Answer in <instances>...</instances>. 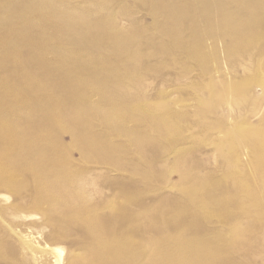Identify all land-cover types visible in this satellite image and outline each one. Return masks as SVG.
I'll list each match as a JSON object with an SVG mask.
<instances>
[{
  "label": "rangeland",
  "instance_id": "374dc122",
  "mask_svg": "<svg viewBox=\"0 0 264 264\" xmlns=\"http://www.w3.org/2000/svg\"><path fill=\"white\" fill-rule=\"evenodd\" d=\"M8 1L0 264H264V0Z\"/></svg>",
  "mask_w": 264,
  "mask_h": 264
},
{
  "label": "bare ground",
  "instance_id": "6f19581e",
  "mask_svg": "<svg viewBox=\"0 0 264 264\" xmlns=\"http://www.w3.org/2000/svg\"><path fill=\"white\" fill-rule=\"evenodd\" d=\"M11 3H13L12 2V0H10V1H8L7 2V6H8V8L10 9L11 7ZM249 3V2H248ZM54 5H56V4H53V6ZM52 6V5H51ZM46 10V9H45ZM52 12H53V10H52ZM51 14V13H50ZM242 14V13H241ZM56 16V15H55ZM40 20V19H39ZM44 21V20H43ZM0 23H1V21H0ZM48 23V22H47ZM26 61V60H25ZM29 64H30V62H29ZM31 76V75H30ZM31 79V78H30ZM32 81H33V78H32ZM259 87H260V89H261V91H262V93H264V81H260L259 83ZM30 86H31V84H30ZM32 87V86H31ZM33 88V87H32ZM31 88V89H32ZM43 104V103H42ZM62 107V106H61ZM255 111V110H254ZM256 112V111H255ZM74 119V118H73ZM26 121V120H25ZM257 121V123L258 124H256V125H252L251 123H249V127H248V131H247V134H246V138H245V141H244V145H245V147H246V151H245V157L247 158V161H248V164L250 165V167L248 168L247 167V169H248V177L250 176V181L251 182H253L254 183V185L255 186H259L260 187V191L258 192H252L251 194H248L247 193V191H246V193H247V195H250L249 197L246 195V197L248 198V201H247V203L250 205V207L252 206L253 208L254 207H256V208H254V213L255 214H258V210H260L261 208L260 207H262L261 205H263V204H261V202H263L264 201V112L263 113H261V115L259 116V118L256 120ZM28 124V123H27ZM51 124V123H50ZM72 124V123H71ZM238 130V129H237ZM245 131V132H246ZM237 132H235V136L234 137H236V139H238V137H241L240 136V133H237ZM240 139V138H239ZM1 140V139H0ZM3 142V141H2ZM239 146V145H238ZM11 147V146H10ZM235 147V146H234ZM238 148V147H237ZM13 151H14V149H13ZM3 154H5V153H3ZM12 154V153H11ZM20 154V153H19ZM241 156V155H240ZM239 156V157H240ZM238 157V158H239ZM243 157V156H242ZM20 158H21V156H20ZM241 158V157H240ZM3 160V159H2ZM243 163H245V161H243ZM2 164H3V162H2ZM14 166V165H13ZM20 166V165H19ZM4 168V167H3ZM36 169V168H35ZM242 169V168H241ZM37 170V169H36ZM247 171V170H246ZM35 172V171H34ZM243 173V172H242ZM15 174V173H14ZM37 174V173H36ZM3 175V174H2ZM6 175V174H5ZM247 175V174H246ZM245 175V176H246ZM8 176V175H7ZM247 178V177H246ZM248 181H249V179H248ZM27 183V182H26ZM10 185V184H9ZM253 185V186H254ZM253 188V187H252ZM258 189V188H257ZM252 190V189H251ZM244 191V192H245ZM242 192V191H241ZM243 192V193H244ZM236 193V192H235ZM245 193V194H246ZM241 194V193H240ZM230 195V194H229ZM55 196V195H54ZM57 196V195H56ZM229 197V196H228ZM236 198V197H235ZM239 199H240V197H238ZM224 199V198H223ZM223 199H220V201L219 202H222L221 200H223ZM246 199V198H245ZM244 199V200H245ZM227 200V199H226ZM243 203V202H242ZM246 203V202H245ZM244 203V204H245ZM259 204H260V206H259ZM249 205H247V206H249ZM244 206V205H243ZM264 207V206H263ZM241 209H242V207H241ZM78 211H80V210H78ZM253 211V210H252ZM264 211V210H263ZM243 212V211H242ZM247 212H249V211H246V214H248ZM244 213H245V211H244ZM261 213H262V211H261ZM246 214H245V216H244V218L246 217ZM254 214V215H255ZM251 217V216H250ZM256 217H258L257 215H256ZM260 218H262V217H260ZM253 219V218H252ZM258 219V218H257ZM254 220V219H253ZM262 220H264V218L262 219ZM261 219L260 220H258V221H262ZM94 221V220H93ZM233 224V223H232ZM235 224V223H234ZM247 225H249V224H247ZM254 225V224H253ZM237 228V227H236ZM239 228V227H238ZM237 228V229H238ZM243 228V227H242ZM252 228V227H251ZM251 228H250V231H249V229L248 230H245L246 231V233H243V234H246V235H248L249 234V232H251L252 230H251ZM262 228V227H261ZM234 230V229H233ZM234 231H236V229L234 230ZM238 231H239V229H238ZM262 231H263V229H262ZM244 232V231H243ZM236 233H237V231H236ZM94 234V233H93ZM235 234V233H234ZM238 235H240V234H238ZM235 236H237V235H235ZM250 236V235H249ZM264 237V236H263ZM261 240H263V239H261ZM99 243V242H98ZM184 243V242H183ZM176 245V244H175ZM239 246V245H238ZM198 250V249H197ZM103 252V251H102ZM251 254V253H250ZM196 258V257H195ZM216 264H222L221 263V261H220V255H218L217 256V259H216Z\"/></svg>",
  "mask_w": 264,
  "mask_h": 264
}]
</instances>
